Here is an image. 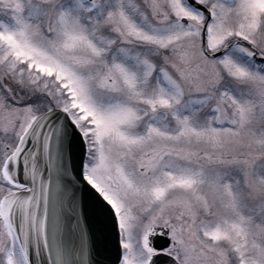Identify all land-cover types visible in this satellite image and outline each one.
Returning a JSON list of instances; mask_svg holds the SVG:
<instances>
[{
  "label": "snow or ice",
  "instance_id": "6c2138e0",
  "mask_svg": "<svg viewBox=\"0 0 264 264\" xmlns=\"http://www.w3.org/2000/svg\"><path fill=\"white\" fill-rule=\"evenodd\" d=\"M0 264H264V0H0Z\"/></svg>",
  "mask_w": 264,
  "mask_h": 264
}]
</instances>
